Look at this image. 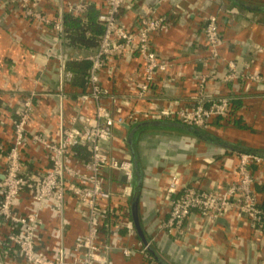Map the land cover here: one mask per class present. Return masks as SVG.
Masks as SVG:
<instances>
[{
  "label": "crops",
  "instance_id": "obj_1",
  "mask_svg": "<svg viewBox=\"0 0 264 264\" xmlns=\"http://www.w3.org/2000/svg\"><path fill=\"white\" fill-rule=\"evenodd\" d=\"M79 1L38 0V3L44 14L53 21L62 20L63 24L64 15ZM87 1L99 12L104 4V0ZM233 1L177 0L173 4L171 0H159L156 6V2L147 4L140 0L134 9L121 13V20L128 28H137L139 16L147 12L152 16L164 15L171 25L168 30L154 32L150 37L166 69L158 72L147 102L124 95L131 90L129 83L141 79L143 64L138 56L118 54L109 58L100 71L101 83L113 96L105 101L111 110L126 116L137 115L136 122L114 128L113 139L104 145L109 152L134 162L130 189L132 194L140 190L141 225L146 236L145 242L142 241L136 230L130 195L126 199L130 212L126 221H132L133 227L122 229L119 236L111 231L101 236L102 246H107L106 264H159L152 260L149 246L157 251L161 260L171 264H264V242L256 240L247 226H241L232 234L231 223L221 219L212 237L195 229L199 233L193 235L201 236L203 244H198L193 235L189 242L177 241L158 226V208L161 212L167 210L160 191L170 169L179 170L184 183L201 179L206 189H219L237 178L241 153H256L253 152L256 150L259 152L256 154L264 156V0H240L243 7ZM211 14L217 16L221 32L217 58H212L204 33V18ZM58 33L26 17L19 4H0V145L4 149L14 142L11 116L32 93L36 94L29 125L33 133L58 139L61 127L69 125L74 116L87 119L95 114L94 102H85L80 97L85 88L65 79L66 72H72L66 67L68 60L81 59L63 44ZM230 61L236 64L233 73L237 78L227 82L225 76ZM203 71L218 75L207 83L208 96L232 98L228 117L215 118L205 125L207 127L203 126L221 140L174 137L170 132L159 130L137 133L138 126L146 122L141 121L146 111L159 113L166 109L193 108L199 94V74ZM249 74H259L262 80L248 81L244 76ZM165 122L167 120L161 123ZM25 150L24 172L37 175L51 169L49 155L35 142L29 140ZM5 156L4 151L0 152V178L7 168ZM85 161L75 152L70 154L69 163L77 170H83ZM254 174L259 178L257 191L264 206V166L254 167ZM105 184L115 196L128 187L123 175L111 170L105 174ZM75 201L69 196L61 215L53 202L41 213L43 223L37 235L41 250L55 255L63 249L64 254L65 248L73 246L76 236L86 232V220L76 211ZM34 210L32 190H26L17 198L14 211L26 214ZM231 222L236 225L235 221ZM196 224L193 225L197 227ZM7 232L0 226V264H26L22 254L7 244ZM123 246L133 249V254L124 256ZM144 247L147 249L142 252ZM70 256L68 250L64 257Z\"/></svg>",
  "mask_w": 264,
  "mask_h": 264
},
{
  "label": "built area",
  "instance_id": "obj_2",
  "mask_svg": "<svg viewBox=\"0 0 264 264\" xmlns=\"http://www.w3.org/2000/svg\"><path fill=\"white\" fill-rule=\"evenodd\" d=\"M139 1L104 0L99 12V20L105 26V33L99 50L89 56L92 66L86 88L80 94L85 102H94L95 114L92 118L74 116L69 125L61 127L58 139L33 133L29 125L35 109V93L28 95L11 116L14 142L7 149L0 145V152H5L7 163L5 174L0 178V226L8 231L7 244L22 254L26 264H106L107 246L103 247L101 244L102 234L111 231L114 236H119L122 229L133 227L132 221H126L130 214L126 199L132 195L130 184L134 175V162L109 152L104 144L113 139L114 128L136 122L137 115L126 116L111 110L105 101L113 96L101 83L100 71L109 58L118 54L138 56L143 64L141 79L129 83L131 90H127L124 95L144 102L156 85L158 72L166 69V64L159 60L153 49L150 37L154 32L168 30L171 25L168 18L164 15H148L147 12L139 16L137 28H128L121 20V13L134 9ZM1 3H17L31 20L44 27L50 26L57 32L62 30V20L53 21L44 14L39 8L38 0H0ZM88 4L87 0H80L70 13L82 16ZM204 23V33L212 58H217L221 40L218 18L214 14L208 15L204 18ZM235 68V62L230 61L229 72L225 76L227 82L236 80L237 76L233 73ZM217 77L216 73L208 74L203 71L199 74V94L193 108L175 111L166 109L159 113L146 111L141 121L178 120L203 127L215 118L228 117L231 99L227 96L211 97L206 92L208 81ZM244 77L252 82L262 80L259 74ZM72 78L73 73L66 72V81L70 82ZM115 97L114 102L117 101ZM29 140L49 155L52 164L49 171L39 172L37 175L24 172L23 152L26 151ZM77 146H84L90 151L89 160L83 162V170H77L69 163L70 154ZM257 166H264V156L241 153L237 178L219 189H206L201 179L184 183L179 170L169 171L160 191L164 195L163 204H167V210L161 212L158 208L159 229L177 241L189 242L191 235L199 233L195 229L212 237L220 220L227 219L233 228L232 234L241 226H247L256 240L264 242V206L257 191L259 178L254 174V167ZM107 170L122 174L128 185L118 196L105 184ZM26 190H32L35 210L26 214L16 213L14 204ZM69 196L75 198L76 211L85 218L87 230L76 236L70 249H64V254L68 250L71 254L70 258H66L63 249H59L55 255L41 250L37 235L43 223L41 213L53 202L57 213L63 214ZM231 221H235L236 225ZM193 236L198 244H203L201 236ZM146 249L147 247L142 248V252ZM121 251L126 257L133 254V249L128 246H123Z\"/></svg>",
  "mask_w": 264,
  "mask_h": 264
},
{
  "label": "trees",
  "instance_id": "obj_3",
  "mask_svg": "<svg viewBox=\"0 0 264 264\" xmlns=\"http://www.w3.org/2000/svg\"><path fill=\"white\" fill-rule=\"evenodd\" d=\"M233 2L242 7L245 6L244 3L240 0H234ZM104 33L105 26L99 20V10L93 4H88L85 15L79 16L72 13H67L64 15L63 27L61 32L58 33V36H61L63 44L70 50L78 53V55L80 56L79 58L81 59L68 60L66 65V67L73 72L72 81L76 86L86 88L85 84L87 82L88 74L92 66V62L89 59V56L95 54L99 50ZM230 99L232 101L231 97ZM205 127L198 128L194 125L185 124L178 120H167V122L162 124H153L152 122L148 125L141 124L137 128V133L144 130H159L166 133L170 132V134L174 137H178L181 135L195 138L209 137V139L219 141L220 138L217 136V134L210 132L208 129L205 130ZM233 147L249 151L242 146L233 145ZM72 152H75L76 155H79L86 161H88L90 158V151L84 146H77L73 149ZM253 152L259 153L256 150H254ZM174 169L175 168H172L170 169V171ZM135 227L139 237L142 241L145 242L146 236L144 234L142 225H135ZM157 255L159 256L158 253ZM151 257L152 260L159 264H171L170 262H165L164 260V263H160L157 259H155L153 255H151Z\"/></svg>",
  "mask_w": 264,
  "mask_h": 264
},
{
  "label": "water",
  "instance_id": "obj_4",
  "mask_svg": "<svg viewBox=\"0 0 264 264\" xmlns=\"http://www.w3.org/2000/svg\"><path fill=\"white\" fill-rule=\"evenodd\" d=\"M147 4H153L154 2H156V6L159 5V0H145ZM177 2V0H171V3L175 4ZM146 13H144L143 15H145ZM151 122L153 124H157L160 123L162 121H146L143 122L142 125H148L151 124ZM140 200V190H135L132 194L131 197V204H130V210H131V215H132V219L135 225L139 226L141 224V217H140V204L139 201ZM68 249V248H67ZM149 251L152 252L153 256L155 257V259H157L160 263H164L163 260L160 259V257L157 255V251L154 250L151 246H149Z\"/></svg>",
  "mask_w": 264,
  "mask_h": 264
},
{
  "label": "rangeland",
  "instance_id": "obj_5",
  "mask_svg": "<svg viewBox=\"0 0 264 264\" xmlns=\"http://www.w3.org/2000/svg\"><path fill=\"white\" fill-rule=\"evenodd\" d=\"M165 146V145H164Z\"/></svg>",
  "mask_w": 264,
  "mask_h": 264
}]
</instances>
